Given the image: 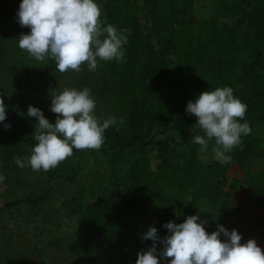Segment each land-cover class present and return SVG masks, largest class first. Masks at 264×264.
Here are the masks:
<instances>
[{
	"label": "rangeland",
	"instance_id": "obj_1",
	"mask_svg": "<svg viewBox=\"0 0 264 264\" xmlns=\"http://www.w3.org/2000/svg\"><path fill=\"white\" fill-rule=\"evenodd\" d=\"M96 2L101 7V19L106 26V0ZM20 3L21 0H0V97L6 105L10 94L18 91L14 123L17 133L24 137L34 136L38 123L37 118L27 116L29 106L39 108L54 124L57 114L51 111V90L56 89L59 93L65 88L85 87L91 89L96 98L94 111L101 121L115 117L117 123L111 127L125 133L143 125V121L133 116L128 108L131 94L136 93L155 107L167 108L174 104L178 114L169 133L176 135L179 125L189 116L187 103L199 95L179 99L181 92L178 93L177 88H185L189 82L204 85V80L208 79L192 65L196 50L193 36L198 33L201 19L214 20L221 27H230L242 9L244 12L249 9L241 8L236 14H215L216 0H194L196 19L180 24L178 14H174L163 0L157 5L146 0H118L122 12L147 38L158 53V60L164 61L169 68L162 78L156 81L141 79L134 85L132 93L119 94V78L110 75L107 68L109 61H98L95 71H89L84 64L79 72L69 70L60 73L57 69L46 72L51 59L36 61L20 49L19 36L30 32V28L21 27L18 22ZM124 48L125 53L133 49ZM138 67L133 60L131 70L136 72ZM37 73L40 76H34ZM227 80L221 85H210V91L231 87L234 96L240 99L239 89L245 85L237 80L236 73ZM121 119L124 120L122 124ZM249 126L251 133L264 142V119L253 118ZM22 148V144L13 139L10 130L0 125V175L5 177L0 182V264H136L138 253L147 251L153 243L142 238L150 227L157 228L161 239L168 235V230L163 227L165 223L158 219L156 213L145 208L143 196L128 188L129 179L123 171L129 169L141 155L139 148L123 152L122 156L109 149L106 143L99 150H80L76 156L66 158L57 166L60 167L63 162L70 165L73 176L68 181L50 177L42 169L33 171L30 166L20 168L15 158H25ZM202 151L214 152L210 145ZM187 153L188 146L172 147L166 156L170 162L179 164ZM220 186L239 210L232 221L244 231L242 241L254 239L264 250V227H245V224L251 225L259 200L253 193V184L246 169L237 159L232 158L228 163ZM123 203L126 204L128 223L141 231L139 240L121 244L114 242L112 236L91 237L79 230L77 221L83 209L108 207L117 212ZM163 247L162 243H157L158 252ZM158 259L160 264H168L170 258L158 256Z\"/></svg>",
	"mask_w": 264,
	"mask_h": 264
},
{
	"label": "trees",
	"instance_id": "obj_2",
	"mask_svg": "<svg viewBox=\"0 0 264 264\" xmlns=\"http://www.w3.org/2000/svg\"><path fill=\"white\" fill-rule=\"evenodd\" d=\"M146 1L153 5L161 3V0ZM163 1L174 14H178L180 24L196 19L194 0ZM244 7L249 9L245 12L242 9L230 27H221L214 20L201 19L198 33L193 36L196 50L192 65L209 81L204 80V85L189 82L185 88L177 90L181 92L179 99L198 95L210 91V85L224 84L230 75L236 73L237 80L245 85L239 89L240 100L247 105L245 116L239 122L249 124L253 118L264 119V0H216L213 11L215 14H236ZM104 18L106 25L112 24L121 31L131 30L125 33L128 43L124 46L133 49L125 53L124 48L123 61H109L107 66L110 75L119 78V94L132 93L134 85L141 79L156 81L168 73L167 64L158 60V53L147 38L137 31L131 18L122 12L118 0H106ZM133 60L139 65L136 72L131 70ZM55 69L56 62L51 59L45 70L49 72ZM34 76H40V73ZM17 93L10 94L6 103V120L0 125H11L8 128L11 136L22 144V154L27 157L38 142L34 136H20L16 131ZM127 104L133 116L143 121L142 128L125 133L110 126L104 133V143L109 149L117 151L119 156L135 148L141 150L135 163L123 172L129 179L128 188L143 196L145 208L156 213L165 224L181 223L186 217L199 214L201 221H207L204 227L209 234L217 230V225H222L229 232L235 229L242 235L244 231L232 221L239 210L220 188L228 163L221 164L214 152H204L200 145L192 142L196 135H204L200 128L194 127L197 118L187 116L179 125L178 133L172 135L169 133L170 127L178 114L174 104L167 108L155 107L136 93L128 97ZM241 141V146L235 147L227 155L237 159L246 169L253 184V193L259 200L251 225L245 224V227H264V142L251 132L242 135ZM208 145L214 147V139ZM181 146H188L185 158L179 164L170 162L167 151ZM79 151L73 148L71 156H76ZM70 168L68 163L63 162L60 167L43 171L55 179L68 181L73 176ZM125 208L124 203L119 205L117 212L108 207H87L79 213L78 228L91 237L112 236L116 243L137 241L141 238V231L128 223ZM221 239L226 240L227 237L221 234Z\"/></svg>",
	"mask_w": 264,
	"mask_h": 264
},
{
	"label": "clouds",
	"instance_id": "obj_3",
	"mask_svg": "<svg viewBox=\"0 0 264 264\" xmlns=\"http://www.w3.org/2000/svg\"><path fill=\"white\" fill-rule=\"evenodd\" d=\"M101 7L96 0H22L17 12L21 27L30 28L28 34L18 38L19 48L25 50L36 61L46 58L56 62L60 73L73 70L79 72L87 64L95 71L98 61L122 62L124 45L128 43L125 33L101 19ZM51 111L57 114L55 123H50L43 112L29 106L27 116L35 117L34 139L38 143L31 155L15 163L33 171H48L77 150H99L104 143V133L115 125V117L101 121L96 115V98L91 89L65 88L61 92L51 90ZM247 105L234 96L231 87H218L204 91L186 105V112L197 118L194 127L204 135L193 137V143L207 149L214 139L213 151L221 164L231 162L227 155L241 146V136L251 132L247 122L240 123ZM6 120V105L0 97V122ZM120 123H124L121 119ZM10 128V124H5ZM207 139H206V138ZM5 177L0 175V182ZM200 215H190L183 223L168 222L163 227L168 235L162 239L156 227H150L143 235L153 243L147 251L138 253L136 264H160L159 257L170 258L168 264H264V250L254 239L242 243V236L235 229L229 232L222 225L209 234ZM221 234L227 237L221 239ZM157 243L164 245L157 251Z\"/></svg>",
	"mask_w": 264,
	"mask_h": 264
}]
</instances>
